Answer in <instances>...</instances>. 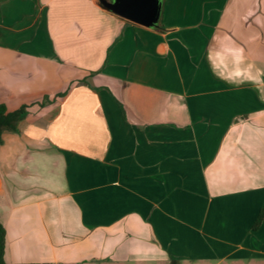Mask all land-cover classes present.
I'll list each match as a JSON object with an SVG mask.
<instances>
[{"label": "crops", "instance_id": "obj_1", "mask_svg": "<svg viewBox=\"0 0 264 264\" xmlns=\"http://www.w3.org/2000/svg\"><path fill=\"white\" fill-rule=\"evenodd\" d=\"M0 103L5 261L264 264V0H0Z\"/></svg>", "mask_w": 264, "mask_h": 264}, {"label": "water", "instance_id": "obj_2", "mask_svg": "<svg viewBox=\"0 0 264 264\" xmlns=\"http://www.w3.org/2000/svg\"><path fill=\"white\" fill-rule=\"evenodd\" d=\"M104 9L145 26H159L162 0H97Z\"/></svg>", "mask_w": 264, "mask_h": 264}, {"label": "trees", "instance_id": "obj_3", "mask_svg": "<svg viewBox=\"0 0 264 264\" xmlns=\"http://www.w3.org/2000/svg\"><path fill=\"white\" fill-rule=\"evenodd\" d=\"M63 92H58L57 95H61ZM46 98V97H45ZM25 105H21L19 108L6 110L4 105L0 103V130L8 129L11 131H17L18 121L26 114ZM262 217V212L259 213L254 226H256ZM4 248V227L0 221V264H38L32 262H7L3 258ZM45 264V263H41Z\"/></svg>", "mask_w": 264, "mask_h": 264}]
</instances>
